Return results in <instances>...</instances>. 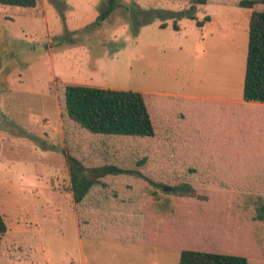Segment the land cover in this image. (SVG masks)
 Returning <instances> with one entry per match:
<instances>
[{"label": "rangeland", "instance_id": "374dc122", "mask_svg": "<svg viewBox=\"0 0 264 264\" xmlns=\"http://www.w3.org/2000/svg\"><path fill=\"white\" fill-rule=\"evenodd\" d=\"M63 1L0 5V213L7 227L0 264H178L181 231H169L170 240L134 239L161 228L153 221L144 225L140 203L120 221L101 216L93 222L87 207L73 202L58 93L75 84L242 102L250 10L209 2L195 12L198 19L210 17L202 27L176 17L175 30L171 13L186 8L187 1L120 0L100 24L101 0ZM150 12L154 18L143 23ZM112 140V148L126 152L122 140ZM127 181L131 188L137 182ZM197 182L195 196L201 200L187 203L184 211L181 204V212L177 208L167 218L179 217L185 230H195L189 233L193 249L218 251L209 231L221 230L229 234L222 244L231 249L237 244L250 264H264V221L254 220L245 202V210L237 206L244 198L235 193L239 187ZM117 185L111 206L123 209L134 197ZM79 225L84 232L125 226L134 235L83 239ZM237 232L240 237L230 235Z\"/></svg>", "mask_w": 264, "mask_h": 264}, {"label": "trees", "instance_id": "16d2710c", "mask_svg": "<svg viewBox=\"0 0 264 264\" xmlns=\"http://www.w3.org/2000/svg\"><path fill=\"white\" fill-rule=\"evenodd\" d=\"M103 1L98 24L110 17L121 3L120 0ZM183 1L188 6L171 13L175 30L179 29L176 17L193 19L197 27H202L210 17L198 19L195 12L199 5L209 2L250 9L242 102L65 85L58 93V102L72 199L87 207L86 213L92 216L93 222L101 216L111 222L120 221L126 211L132 207L137 209L140 203L144 225L153 221L154 227L161 228L145 235L135 234L134 239L150 241L151 236L155 241L157 238L170 240L181 231L182 237L178 236V240L183 244L178 245V264H250L242 247L236 244L231 249L222 244L229 234L221 230L209 231L218 251L193 249L195 242L194 238L190 241L189 233L195 230H185L179 217L170 220L167 214L171 216L177 208L181 212V204L184 211L187 203L201 200L195 196L194 186L201 178L203 182L211 180V184L239 187L235 193L244 198L237 206L245 210V202L252 218L264 221V0ZM37 4L39 0H0V5L5 6L35 7ZM153 18L154 12H150L142 22ZM166 25V22L160 23V27ZM139 26L140 23L135 26L136 32ZM112 139L122 140L121 148L127 146L126 152L112 148ZM135 145L136 151L130 150ZM127 180L137 181L134 188ZM114 185L120 193L134 197L131 206L112 209L118 193ZM164 186L172 189L165 191ZM214 200L220 205L223 199ZM124 227L106 231L101 228L99 232L88 227L90 231L84 232L79 225L78 230L83 239L108 234L113 238L134 235L123 231ZM6 230L0 213V240ZM240 234L230 235L240 237Z\"/></svg>", "mask_w": 264, "mask_h": 264}, {"label": "crops", "instance_id": "0c3cea01", "mask_svg": "<svg viewBox=\"0 0 264 264\" xmlns=\"http://www.w3.org/2000/svg\"><path fill=\"white\" fill-rule=\"evenodd\" d=\"M58 1V0H57ZM60 1V0H59ZM62 1V0H61ZM102 1V3H104V1L103 0H101ZM67 3V1L66 0H64L63 1V3ZM39 3H40V0H39ZM101 8V7H100ZM243 8H246V7H243ZM250 10V9H249ZM249 15H250V11H249ZM152 93H157V94H164V95H174V94H172V93H167V92H152ZM176 96H178V95H176ZM184 97V96H183ZM190 98H204V97H190Z\"/></svg>", "mask_w": 264, "mask_h": 264}, {"label": "water", "instance_id": "95a60500", "mask_svg": "<svg viewBox=\"0 0 264 264\" xmlns=\"http://www.w3.org/2000/svg\"><path fill=\"white\" fill-rule=\"evenodd\" d=\"M163 189H164L165 191H169V190H171L172 188L169 187V186H164Z\"/></svg>", "mask_w": 264, "mask_h": 264}]
</instances>
